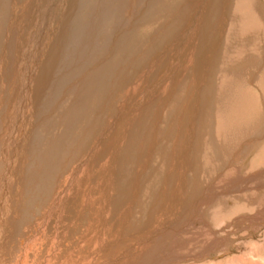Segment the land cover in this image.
I'll list each match as a JSON object with an SVG mask.
<instances>
[{
	"label": "rangeland",
	"instance_id": "374dc122",
	"mask_svg": "<svg viewBox=\"0 0 264 264\" xmlns=\"http://www.w3.org/2000/svg\"><path fill=\"white\" fill-rule=\"evenodd\" d=\"M143 1L145 0H94L92 4L93 6L89 12V16L98 14L111 16L116 10V14H120L125 24L124 27H126L125 30H122L118 33V36L123 32V37H125L128 41H133L135 38L133 36L136 35L134 28L135 23L133 21L137 22L136 26L138 27L141 26V23L146 24L145 26H142L144 28L148 27L150 24L149 22L153 21L152 14H150L149 16H142L141 12H139L141 2ZM193 1L195 2V4H192L194 6L192 12L196 13V10L200 9V5L202 7L204 5V8L202 9H205V12L207 11L208 13H213V7L211 6L213 2H211L210 0H192V2ZM232 1L233 3L230 13L235 7L238 6H241L242 9L243 7H248L247 11L243 9L240 11V13L247 12L250 16L252 11H264L262 10L264 8H261L260 6V4H262V6L264 7V0H253L254 2L250 7L247 6L246 0ZM257 1H260V4ZM190 2L191 0L189 1V3ZM173 4L174 3H172V1L166 0V2H162V6L155 5L150 8L148 13L154 10L161 9L157 12L165 15V12H167V10L169 12ZM72 5L73 8L67 15V22L69 23H71L74 14L80 6L77 3H73ZM26 6H28V4ZM27 11L25 12L24 17L22 14V18L19 20L20 28L23 25L25 26L24 22L27 18ZM239 14H233L232 12L231 18H234V16L238 17ZM205 15L206 14H204V16ZM141 18H143V20H141ZM261 18L264 20L263 17ZM201 19L202 20L200 21V24H202H199L200 31L206 21L202 18V16ZM218 20L219 18H217V20L212 19L211 25L214 24V26L213 28H210V32H213V34L216 32L213 29L217 28L220 23L218 22ZM105 23L106 24L105 26H103V28H106L107 32H109L113 27L112 25L114 21L110 19L108 20V22L105 21ZM234 25L238 26V20H235ZM140 30L141 27L137 29V32L139 33ZM232 32L234 31L231 30V34ZM250 33V37L253 35L256 36L257 34L258 37L256 39V44H251L252 48L249 50L250 58L248 57V55L244 57L242 61L246 62H244L243 65L241 64V67L237 69L239 70V72H234V74L238 73L237 75L240 77L237 78L235 75H233L234 77H232V73L230 72V70L225 69L226 66L222 69L221 74L219 73V75L222 76L226 73H230L231 75L229 76L236 82L238 89L240 88L239 90L246 92L247 97L243 96L237 91L228 93L227 95L221 94V90L218 94H215L214 92L213 96L216 98L215 104L217 103V105L214 107L210 106L211 108H213V111H211L210 113H216V109H225L226 106L233 108L234 104L242 105L247 103L252 106L256 105L255 107L257 108V110H255V115H252V117L254 118H251V116L248 118H244V116H242L241 114L236 113L233 116L241 120L242 125L238 127V124L236 123L238 127L236 131L217 132L218 129L215 130L216 119L212 118L214 119V121L210 120L209 117L211 115L207 117V121H211V130L213 134L212 139L208 135H206L208 137H206L205 142L207 144L209 143L210 149L213 146V150L216 151L215 154H213L215 159H213V157L210 158L211 161L209 162L208 167L204 166L203 168L205 169L202 168L198 176L195 174L196 172L193 171L194 169H192V165L187 164L184 166L186 168L189 166L192 170H189L188 167L187 178L185 179V181L187 179L188 180L186 181V184L183 183L184 186L186 185V188L185 190H183V193L185 194L182 193V196L179 195V192H175L176 187H174V185H172L171 189L165 187L167 185L164 184L166 183V175L164 174L161 177L159 174V171H163L162 169H160L162 168V166H160V161H175L179 158H183L184 161L187 154H193L192 152H194V150L199 152L200 154H204L203 152H207V146L206 148L199 147L201 146V144L199 143V141L201 142V140L199 134H196V129L202 126V122H204L203 115L205 111L201 113L202 111L200 110L199 112L198 110L196 115V118L198 119V122L196 124L198 126L196 128L194 126L196 124L193 123L192 127L194 129L191 127L184 130V128L179 129L178 126V128L175 127L174 129L168 131V125L170 121L169 114L171 112L172 104H177V99H180L179 96L181 95V88L184 87L185 89L187 87H191L192 89L191 81L193 80L194 76L192 77L191 75L192 69L196 65V54L193 50L198 43L199 33L196 35V39L192 42L193 48L188 52L184 64L181 65L178 63L176 65L169 66L165 74L167 78L164 79V82L161 81L157 83V85L154 84L152 90H150L149 86H143L141 83L135 85V87L133 86L134 89H132L133 87H130V84H132L133 82L132 80L129 83L125 82L124 88L122 87V90H120L119 88L118 93L115 96H113V94L116 93L112 91L113 88L110 90L102 91H100L101 89H99L97 90L96 95H92L94 97L93 104L99 102L103 103L102 105H105L109 102L108 105L110 106V108L109 106H107V109H103L101 111V113H106L105 118L102 121L104 123H107V125L104 124V127H106H103V129L100 131V135L97 137L98 139H96L95 137L94 139H92L93 142L90 139H85L87 136L86 130H92L93 132L94 130L98 129L99 126L103 125L101 124V120H98L97 122L96 118L93 117V114L89 113V115L86 111L83 114L84 117L81 116V114H78L73 122L70 121V124H67L66 122L62 125V123H60L56 119V117L53 116L54 110L52 109L53 106L51 105L53 88L50 89L49 94L45 95L49 96V103L46 106L48 107V110L50 112L48 111L45 113V110H41V107L40 110L36 111V115H34V118L32 120V123L34 125L32 129L33 132L31 131V134L26 139L27 142L26 144H24V148L21 149L20 152H18V158H16L14 164L11 165V168L13 169L12 177L20 178L17 183H13V187L19 186L18 189L16 187L14 188V191L15 189L19 191H16L17 193L12 197L11 200V204L14 210L12 212H9L8 216L5 217L8 224L7 227H15L14 229L16 230L12 235H9L10 240H13L14 242L19 240V242L22 244L26 241L25 237H27L30 240L29 244L34 245L39 244L41 241L46 242L47 239L54 238L56 246H60V249L55 248V253L53 252L54 255L58 253L68 252L66 249L67 247L68 250L71 251L72 249L77 247L76 244H80V240L77 238V236L80 237L82 236V234L90 232L89 230H86L89 227L94 228V226L92 227L90 225L86 227L88 222H96L100 224L102 223V221H104L101 215H99V217L97 214L94 213L93 215L92 213L95 211V209H98L96 205V199L98 198V195H101V193L103 194V191L108 189L106 186H104V189L101 188V186L98 185V182H100V184L103 183L107 185V177L109 174H111L109 175V178L111 180L110 188L112 195H110V200L114 199V203L119 205L117 208L113 209L114 207L112 203H110V205L108 204L109 206H107V210L105 213L108 215V218L105 220L107 221V223H109L107 229L112 230V234H114L113 230L117 231L119 228H121V232L125 230L127 232L131 231L132 228H137L138 233L142 236V238L148 239L147 245L143 250L139 252L142 259L141 264L144 263L143 260L149 252L147 250H150V247L152 249V251H150L154 264H218L220 261L221 264H225V262L229 260V258L231 259L235 257H241V252L239 253V249L247 248L246 251H250L252 247L257 244L258 241L256 240H258V238H264V86L260 82V72L262 69H264V65H262L264 64V30L262 31V33H256L255 29ZM147 34H145L144 36L141 34V40L147 39ZM102 36L103 35H101V37ZM80 38L83 42V35ZM106 40L107 38L103 36L100 40V43H104ZM246 42L248 44L251 43L252 38L247 40ZM65 47H67V45ZM79 50L80 48L78 49V51ZM73 51L75 52V50ZM74 52L71 53V51L68 50V52L65 54L62 50L61 54H59L61 61H59L60 67L58 68V71H60L61 80L57 79L56 83L54 84V86H57V89L59 90V87H61L60 85L63 84L62 77L68 73V70L71 66L74 65V62L78 58L76 55H74ZM258 52L262 53L260 54ZM257 55L259 57L255 58ZM223 58L224 57H222V59ZM232 58L233 56L228 59L231 60ZM221 61L219 62L218 66H220ZM159 63L161 65L164 64L163 61ZM256 63L260 67L257 66ZM19 66L20 65L18 64L17 67ZM138 69L135 71L136 74L141 72L142 69L144 70V68ZM160 70L161 69L159 68V71ZM156 71L157 69H155V71L153 72ZM129 74L130 72L125 73V76ZM138 78L139 77H137L136 81H140V78ZM48 81H50V79ZM49 85L51 86L52 84ZM98 85L101 86L102 81L99 82ZM50 86L48 88H50ZM45 87L47 88V84L45 85ZM107 87L111 88L112 86L109 85ZM62 89H64V91H62L64 93L63 95H65L66 92L63 100H65L68 106L72 107L74 105L73 108H75L76 104H81L86 101V98L83 97L84 94L82 93V89L78 88L79 90H74V93L72 91H69V89ZM193 91H197L196 88H193ZM70 95L73 96V101L72 99L70 100ZM236 95L237 98L234 100L233 98L236 97ZM45 96L44 100H46ZM55 96L56 93L54 92V97ZM252 96V102L248 101ZM58 98L59 95L56 98V101L58 100ZM39 102L40 101H38L37 103L40 104ZM124 106H126L125 110L123 109ZM55 107L56 106H54V109ZM208 107L209 106L207 105V111H210L211 109H209ZM199 108H201L202 110L204 109V107ZM119 113H121L119 119L117 121H114V119L118 118L117 116L119 115ZM205 116H207V112ZM87 118L89 121L87 120ZM92 120L93 123H91ZM110 120L114 123H111ZM124 122L125 125H122ZM175 124L177 125L176 122ZM81 125L82 127L85 126V128H81ZM95 125H97L98 127L96 128ZM57 126L58 129L63 130L64 133L62 134L61 132V135L58 136V138L61 140H58L59 143H56V146L53 145L55 146V148L52 149L51 147V150L55 152V156H58L54 160V158H52L48 153L46 154L44 150L48 149L49 142L52 137V139L56 140L55 136L57 138L56 132L58 130L56 131L55 128ZM174 126L175 125L173 124L172 127ZM63 127L69 130L70 133L65 134V129ZM77 133L81 135L79 136L77 135ZM175 133L178 134L176 135ZM165 139L168 140L166 141ZM4 140L5 137L3 135V138L0 140V145L5 144ZM72 142L75 144L72 145ZM89 142H91V146L88 149L86 148V151L83 148L86 147L87 143ZM80 143L83 144V147L82 144L80 145ZM171 143L174 144V146L172 145L174 148H172ZM68 144H71L72 147H70L73 150L69 147ZM166 144L168 145L166 146ZM9 145L10 146L7 145L8 149H6L5 154L8 157H12L14 156L13 152L15 147H13L14 145H12V143H10ZM60 148L61 151L65 153V155L64 153H59ZM80 148L82 149L79 152L78 149ZM69 151L70 154H68ZM112 155H116L117 158H121L122 160L119 159L118 161H116L117 158L116 160L114 159L115 163L112 162L110 167L109 163ZM106 158L109 161H107ZM216 159L219 161H216ZM178 161L179 163L181 162V160ZM178 161H176L177 165ZM223 163H225V165L221 166ZM53 165H55V167ZM2 167V157H0V169H2ZM156 167L159 171L155 170L154 172V169ZM177 167H180V165ZM72 169H75V171ZM73 171L74 173H72ZM191 171H193V174L191 173ZM182 172H184V170ZM194 174L196 175V177ZM173 183L174 182L172 181L171 184ZM23 187L26 188L24 189ZM166 188L167 190L169 189V192H167ZM142 192L145 193L143 194ZM83 195H88L86 199L87 204L86 202L84 203L85 205H87L88 212L84 208L86 213L82 211V207L84 206L82 205V201L80 203L79 200V198ZM92 195L93 197L91 202L89 198ZM177 196H181L179 201H176ZM144 199L146 200V202ZM176 202L178 203V205ZM25 207L28 208L27 211L24 210L26 209ZM127 213L130 214L128 215ZM146 215H150L149 218H151L153 222L151 223L148 220L142 227L140 225V218L142 217L144 218L143 220H145L144 216ZM23 216H28V219L30 218V221L28 220V222H26L30 227L26 228L25 232L27 233L26 235L21 237V239H24L20 240V237H18V235L22 234V232H19L20 228L18 229V222L19 224L20 221L23 222ZM126 217L128 218L127 223L125 222ZM123 218L125 221H121ZM135 219L138 222H136ZM132 221L136 226L133 225ZM159 221H162L163 223L158 225L160 226V229L156 227ZM119 222H121V224L118 225L117 223ZM81 224L85 225V228H82L80 230V227L82 226ZM117 225L118 227H116ZM127 226L130 229H128ZM35 229H38V231L35 232ZM78 230H80L81 232L78 233ZM93 233L94 231L90 232V234ZM199 233V237L201 238L197 241V235ZM15 234L18 235L16 236ZM63 240L67 243V247L65 248H63L65 245V242ZM15 244L16 242L12 244V246ZM57 250L61 252H58ZM113 251L115 252V248H113L111 252ZM144 252H147L145 253L146 255L144 254ZM196 255L199 257H197ZM195 256L198 259H196ZM247 258L248 256H246L245 259ZM250 259V262H252L253 264L257 263V259L253 260V258L251 257ZM150 263L152 264V262Z\"/></svg>",
	"mask_w": 264,
	"mask_h": 264
},
{
	"label": "bare ground",
	"instance_id": "6f19581e",
	"mask_svg": "<svg viewBox=\"0 0 264 264\" xmlns=\"http://www.w3.org/2000/svg\"><path fill=\"white\" fill-rule=\"evenodd\" d=\"M93 1L94 0H72V1L71 0H68V1L66 0H0V140L3 138V135L5 137V140H4L5 144L0 145V157H2V163H3V167L2 169H0V264H141L142 259L140 257L139 252L144 249V247L147 245V242H148V239L142 238V236L138 233L137 228H134V229L132 228L133 230L131 229V231H127V232L126 230L121 232V228L119 229L117 228L118 229L117 231L113 230L114 234H112V230L107 229V226L109 224L107 223V221H105L108 218V215L105 214L107 210V206H109L110 203H112L114 207L113 209H115L119 205V204L117 205L116 203H114L115 202L114 199L110 200L111 180L109 178L110 177L109 175L111 174H109L107 177V185L103 183L100 184V182H98V185H100L101 188L104 189V186H106L108 189L103 191V194L101 193V195H98V198L96 199V205L98 209H95L93 213L90 212L93 215L94 213L97 214L98 216L101 215L104 221H102V223L100 224L96 222L95 223L88 222L86 227L90 225L92 227L94 226V228L89 227L86 230L87 231L89 230L90 232L94 231V233L90 234V232H86L82 234V236L80 237L77 236V238L80 240V244L78 245L76 244L77 247H75L74 249L70 251L68 250L67 243L63 240L65 242V245L63 248L67 247L66 249L68 252L62 251L63 253H58L54 255L53 252L55 253V248L57 249L60 247L59 245L56 246V243L54 242L55 241L54 238L47 239L46 242L41 241L39 244L31 245L29 244L30 240L27 237H25L26 241L23 242L22 244L18 240V241H15L16 244L12 246V244H14L15 242L13 240H10L9 235H12L14 231L16 230L14 229L15 227L13 228L7 227L8 224L6 222L5 217L8 216L9 212H12L14 210L11 204V200H12V197L17 193L16 191H19L17 190L19 186L17 187L15 186L17 189H15L14 191L15 187H13L14 186L13 183L14 182L17 183L20 177H12L13 169L11 168V165H13L16 158H18L17 157L18 152H20V150L24 148V144H26L27 142L26 140L27 137L31 134V131L33 132L32 129L34 125L32 123V120L34 118V115H36L35 114L36 111L40 110V107H41V110H45V113L49 111L48 107L46 106L49 103V99H48L49 96H45V95L49 94L50 89L53 88L52 97H51L52 98L51 105L53 106L52 109L54 110L53 116H55L56 119L63 125L66 122L67 124H70V121L73 122L78 116V114H81V116L84 117L83 114L86 111L88 114L89 113L93 114V117L96 118L97 122L98 120H101V124L103 125L99 126V128L96 130H94L93 128L94 130L93 132L92 130L90 131L86 130L87 136L85 139L87 140L90 139L91 141L92 139H94V137L98 139L97 137L100 135V131L103 129L104 124L107 125V123H104L102 121L105 118L106 113L104 112L101 113V111L103 109H107L106 107L109 106L108 105L109 102L108 104H105V105H102L103 103H99V102L96 104H93L94 97L92 95L93 94L96 95L97 90L99 89H101L100 91H102V90H110L113 88L112 91L116 92L113 94V96H115L117 95L119 88L120 90H122V87L124 88L125 82L129 83L132 80L133 82L132 84H130V87H133V86L135 87V85H138L139 83H141L143 86L145 85L149 86L150 90H152L154 84L157 85V83L161 81L164 82V79L167 78L165 74L169 66L176 65L178 63L181 65L184 64L187 58L188 52L193 48L192 42L196 39L197 37L196 35L199 33L198 43L196 44V47H194V50H193L195 51V54H196V57H195L196 65L192 69L191 76L192 77L194 76L193 80L191 81L192 89L191 87H187L185 89L184 87L182 88L180 87L182 89L181 95L179 96L180 99H177L178 100V102H176L177 104L172 102L173 104H172L171 112L169 114L170 121L168 125L169 126L168 131L174 129L175 127L178 128V126H179V129L184 128V130L191 128L193 123L196 124L198 122V119L196 118L198 110L199 112L201 110L202 111L201 113L205 111L203 115L204 122H202V126L196 129V132H197L196 134H199L200 140L202 142L201 143L199 141V143L201 144V146L199 147L206 148L207 146V150H206L207 152H203L204 154H200L199 152L195 150L194 152L191 151L193 154H187L184 161H183V158L178 159V160H181L180 163L178 160H175V161L173 160H170V161L163 160L162 161L161 160L160 166H162V168L160 169H162L163 171L160 172L157 169L159 165L154 169V172L155 170L159 171V174L161 177L164 174L166 175V180H165L166 183L164 184H167V185L166 186L164 185V186L171 189L172 185H174V187H176L175 192L176 193L179 192L180 193L179 195H181L183 193V190H185L186 188V185L184 186L183 183L186 184V181L188 180L187 179L185 181V179L187 178L189 166L187 168L184 166L187 164L192 165V169H194L193 171L196 172L195 174L198 176L199 173L201 172V169L204 166L208 167L209 162L211 161L210 158L213 157V159H215L213 154H215L216 151L213 150V146L210 149L209 143L207 144L205 142L206 137L209 136L212 139V134H213L211 130V121L210 122L209 120L207 121V117L211 115L209 117L210 120L214 121V119H216L215 130L216 129L219 130V131L217 130V132L236 131V129H238V127L241 126L242 123H241V120L235 118L233 115L236 113H239L242 116H244V118H248L250 116L251 118H254L252 117V115L255 113V110H257V108L255 107L256 105L252 106L246 103L242 105L234 104L233 108L226 106L225 109H221V110L216 109L217 110L216 113L215 112L210 113L211 111H213V108L211 107H214L217 105V103L215 104L216 98L213 96L214 92L215 94H218L219 91L221 90L222 92L221 94L227 95L228 93L237 91L243 96L247 97L246 92L239 90L240 88L238 89L236 82L232 80V78L229 76L231 75L230 73H226L223 76L219 75V73L221 74L222 69L225 68L226 66L225 69L230 70V72L232 73L231 75L232 77H234L233 75H235L237 78L240 77L237 75L238 73L234 74V72H237V71L239 72V70L237 69L241 67L240 66L241 64L243 65V63L246 62V61H242L244 57L248 55V57L250 58L249 50L252 48L251 44L253 45L256 44V39L258 37V34L256 36L253 35L250 37L249 36L251 34L250 32L256 29V33L258 32L262 33V31L264 30V20L261 18V17L264 18V11L263 12L260 10L252 11L251 16H250L247 12L240 13V11L243 9L247 11L248 7H243L242 9L241 6H238V7H235L232 12L233 14L240 13L239 16L238 17L234 16V18H231L232 12L230 13V10H231L232 3H233L232 0H210L211 2H213V4L211 5L213 8L210 6L213 9L212 14L211 12L208 13L207 11L206 12L204 11L205 9L204 10L202 9L204 8V5L203 7L200 5V9H197V10L194 8L196 10V13L192 12V9L194 7L193 5L195 4L194 1L192 2V0L190 2L191 4L189 3L190 0H170L174 4L171 7L170 11L168 12L167 10V12H165V15H163L162 13L157 12L161 9L154 10L150 13H148V11L150 10V8H152L155 5L162 6V2L164 1L166 2V0H145L141 2L140 9L138 8L139 12H141L142 16H149L150 14H152L153 21L149 22L150 23L149 26L145 28L142 26H145L146 24L141 23V26L138 27L136 26L137 22L133 21L135 23L134 24L135 27L134 26L133 27L135 28L136 35L133 36L135 37L133 41H128L125 37H123V32L120 33L118 36V33L122 30H125L126 27H124L125 24L120 14H116V10L111 16H106L105 14L89 16V12L93 6L92 5ZM246 1H247V6L249 7L254 2L253 0H246ZM257 2L260 4V1H257ZM73 3H77L80 6L78 10L76 11V13L74 14L71 23H69L67 22V15L70 13L71 9L73 8V5H72ZM27 4L29 7L26 6ZM260 6L261 8H264L262 4H260ZM26 11H27L26 13L27 18L24 22L25 26L23 25L24 27L22 26L20 28L19 20L22 18V14L24 17V14ZM83 11H84V14H83ZM252 13L258 14V15H254ZM204 14L206 15L204 16ZM201 16L206 21L200 31L199 24H200V21L202 20ZM143 18H141V20H143ZM217 18H219L218 22L220 23L217 26V28L213 29L214 31H216L213 34V32H210V28H213L214 26V24L211 25L212 19L217 20ZM104 19L107 22L110 19L114 21L112 25L113 27L110 26L112 28L109 32H107L106 28H103V26H105L106 24ZM235 20H238V26L234 25ZM140 27H141V30L138 33L137 29ZM231 30L234 31L232 32V34H231ZM141 34L143 36L147 34L146 36L148 38L141 40L142 39L140 38ZM82 35L84 38L83 42L81 41V38H80ZM101 35L107 38V40L104 43H100V40L103 37V36L101 37ZM251 38H252V42L248 44L246 41ZM66 45L67 47H65ZM79 48L80 50L78 51ZM62 50L65 54L68 52V50L71 51V53L74 52L73 50H75L74 55H76L78 58L76 57L77 60L74 62V65L71 66L70 69L68 70V73L62 77L63 84L60 85L61 87H59V84H58V87L60 88L59 90L57 89V86H54V84L56 83L57 79L61 78L60 76L61 74H60V71H58V68L60 67L59 61H61L59 54H61ZM253 55H256V54H253ZM258 55L254 57L257 58L259 57ZM231 56H233V58L231 60L228 59V58H231ZM222 57L224 58L222 59ZM162 61L164 64L161 65L159 62H162ZM220 61H221L220 66H218ZM18 64L20 65L19 67H17ZM138 68L140 69L144 68V70L142 69L141 72H139L140 74L139 73L136 74L135 71ZM159 68L161 69L160 71H159ZM155 69H157L156 71L157 73L153 72L155 71ZM11 70H12L13 75L11 74ZM128 72H130V74L125 76V73H128ZM137 77L140 78V81H136ZM49 79L50 81H48ZM101 81H102V85L100 86L98 85V83ZM260 82L264 86V69H262L260 72ZM46 84H47V88L45 87ZM49 84H52V85L50 86ZM109 85L112 87L111 88L107 87ZM49 86L50 88H48ZM134 87L132 89H134ZM62 88L69 89V91H72L73 93H74V90L76 91V90L82 89V93L84 94L83 97L86 98V101H84V103H81V104L80 103L76 104L75 108H73L74 105L72 107L68 106L65 100H63L64 96L66 95V92H65V95H63L64 93L62 91H64V89ZM193 88H196L197 91H193ZM54 92L56 93L55 97H54ZM58 95H59V98L56 101V98L58 97ZM44 96L46 97V100H44ZM72 98L73 96L70 97V100ZM236 98H237V95L233 99L235 100ZM252 99H253V96L248 101L252 102ZM38 101H40L39 102L40 104L37 103ZM207 105L209 106L208 108L211 109L210 111H207L208 110ZM54 106L56 107L58 106L57 108L55 107L56 110L54 109ZM199 107H204V109L202 110ZM123 109L125 110L126 106H124ZM206 112H207V116H205ZM120 114L121 113H119V115L117 116L118 118L114 119V121L115 120L117 121L119 119ZM112 122L113 121H111V123ZM175 122L177 123V125L175 124ZM91 123H93V120ZM236 123L238 124V127ZM96 124H99V123H96ZM173 124L175 125L174 127H172ZM122 125H125V122ZM194 126L196 128L198 125L196 124ZM83 127L85 128V126ZM83 127L81 125V128ZM95 127L97 128L98 126L95 125ZM55 129L56 131L58 130L56 132L57 138L55 136L56 140L52 139L53 138L52 137L50 139L48 149L44 150L46 154L48 153L52 158H54V160L58 156H55V152L51 150V147L52 149L55 148L56 146L55 144L59 143L58 140H61L58 138V136L61 135V132L62 134L64 133L63 130L58 129V126ZM67 133H70V132L69 130L65 129V134ZM78 133L77 135H79ZM71 134H72V130H71ZM175 134L177 135L178 133H175ZM220 134H223V133H220ZM10 143H12V145H14L13 147H15L14 152H13L14 156H12L13 158L8 157L5 154L6 149H8L7 145L10 146L9 145ZM90 143L91 142L87 143V146L84 147L83 149L85 150L86 148L88 149L91 146ZM74 144L75 143H73L72 145ZM81 144L82 143H80V145ZM68 145L69 147L71 146V144H68ZM167 145L168 144H166V146ZM172 145L174 146V144L171 143V146ZM173 146L172 148H174ZM82 147H83V144H82ZM81 149L82 148L78 149V151L80 152ZM72 150H71V153H72ZM59 153L61 154L64 153L61 151V148L59 150ZM68 154H70V151ZM116 158H117L116 155H112V158L109 163L110 167H111L112 162L115 163L114 161L116 160ZM119 159L121 158H117L116 161H118ZM107 161L109 160L107 159ZM176 161H178V165L176 164ZM216 161H219V160L216 159ZM55 165H56V162H55ZM55 165L53 166L55 167ZM179 165L180 167H177ZM223 165H225V163H223L221 166ZM190 169L191 167H189V170ZM72 170L75 171V169H72ZM183 170L184 172H182ZM74 171L72 173H74ZM193 171H191L192 174H193ZM81 176H80V179H81ZM193 176H189V177H193ZM172 181L174 182L173 184H171ZM168 190L167 192H169ZM98 193H99V190H98ZM87 196L88 195L86 196L83 195L82 197L79 198L80 203L82 201V205L84 206L82 207V211L84 212L85 210L87 211V205L84 204L85 202L87 204V201H86ZM181 196L180 197L177 196L176 201H179ZM92 197L93 195L90 196L89 198L91 202H92ZM25 208L26 209L24 210L27 211L28 208L27 207ZM23 217H24L23 222L20 221V224L18 222V229L20 228L19 232H22V234H19V235L15 234L16 236L18 235V237H20V240L24 239V238L21 239V237L26 235L27 232H25V230L26 228L30 227L26 223L28 222V220L30 221V218L28 219V216H23ZM144 217H145V220H143L144 218L142 217L140 218V225L142 227L148 220L151 223L153 222L152 219L149 218L150 215H146ZM127 220L128 218L126 217V221L124 220V218L121 221H125L127 223L128 222ZM132 223L134 225L133 221ZM117 224L119 225L121 224V222ZM160 224H163L162 221H159L156 227L159 228L160 226L158 225ZM118 225L116 227H118ZM84 226L85 225H82L80 227V230L82 228H85ZM127 228L130 229L128 226ZM80 230H78V233L81 232ZM37 231L38 229H35V232ZM199 236H200V233L197 235L198 237L197 241L198 239L201 238ZM256 241H258L257 244L253 246L250 251L247 252L246 251L247 248L239 249V253L241 252V257L240 258L235 257L231 259L229 258V260H227L225 264H253L252 262H250L251 261L250 257L253 258V260L257 259V263H254V264H264V238H261V239L258 238V240ZM113 248H115V252L114 251L111 252ZM150 250L152 251L151 247H150ZM150 250H147L149 251L148 253L144 252V254L147 253V255L145 254L146 255L144 258L145 261L143 260L144 263L142 264H148L150 262L154 264ZM58 252H61V251H58ZM246 256H248L247 259H245ZM197 257L196 259H198Z\"/></svg>",
	"mask_w": 264,
	"mask_h": 264
}]
</instances>
